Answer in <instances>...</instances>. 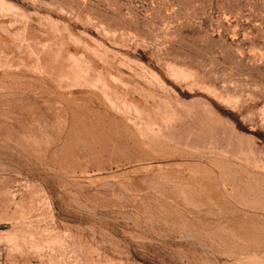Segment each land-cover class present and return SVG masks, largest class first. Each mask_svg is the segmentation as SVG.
Listing matches in <instances>:
<instances>
[{
    "label": "rangeland",
    "instance_id": "374dc122",
    "mask_svg": "<svg viewBox=\"0 0 264 264\" xmlns=\"http://www.w3.org/2000/svg\"><path fill=\"white\" fill-rule=\"evenodd\" d=\"M0 264H264V0H0Z\"/></svg>",
    "mask_w": 264,
    "mask_h": 264
}]
</instances>
